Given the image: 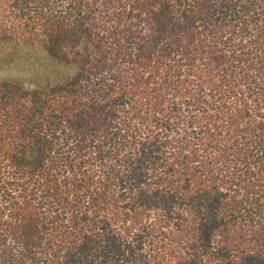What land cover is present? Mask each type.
Returning <instances> with one entry per match:
<instances>
[{
    "label": "trees",
    "instance_id": "1",
    "mask_svg": "<svg viewBox=\"0 0 264 264\" xmlns=\"http://www.w3.org/2000/svg\"><path fill=\"white\" fill-rule=\"evenodd\" d=\"M0 264H264V0H0Z\"/></svg>",
    "mask_w": 264,
    "mask_h": 264
},
{
    "label": "rangeland",
    "instance_id": "2",
    "mask_svg": "<svg viewBox=\"0 0 264 264\" xmlns=\"http://www.w3.org/2000/svg\"><path fill=\"white\" fill-rule=\"evenodd\" d=\"M17 79L29 81V77H27V72L15 68L14 69L0 68V80H17Z\"/></svg>",
    "mask_w": 264,
    "mask_h": 264
}]
</instances>
